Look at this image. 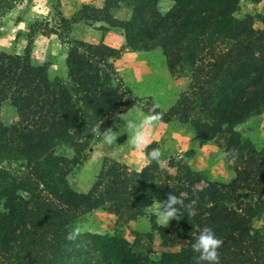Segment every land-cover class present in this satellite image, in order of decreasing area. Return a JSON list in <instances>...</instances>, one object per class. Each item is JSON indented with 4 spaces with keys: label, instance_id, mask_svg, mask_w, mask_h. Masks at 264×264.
Returning <instances> with one entry per match:
<instances>
[{
    "label": "trees",
    "instance_id": "trees-1",
    "mask_svg": "<svg viewBox=\"0 0 264 264\" xmlns=\"http://www.w3.org/2000/svg\"><path fill=\"white\" fill-rule=\"evenodd\" d=\"M22 1L0 0V18ZM160 1L105 0L104 7L86 4L71 17L58 11L33 27L25 54L0 52V112L10 102L18 115L11 125L0 119V264H196L191 243L204 227L223 241L220 264H264V148L237 128L264 112V14L238 16L242 0H171L165 11ZM124 7L131 16L120 19L115 12ZM257 18L262 28L255 26ZM82 21L120 28L132 50L161 48L172 70L189 79L187 87L168 110L142 103L116 68L120 49L70 37ZM39 32L69 45L67 79L50 77L48 64L32 63L31 43ZM137 107L162 115L161 122L190 124L198 139L215 142L234 178L210 181L205 171L181 161L174 162L175 174L152 160L136 171L115 159L112 153L132 135L124 125ZM97 128L111 129L117 138L114 146L106 144L90 190L80 192L67 177L101 141ZM62 146L74 157L59 152ZM168 193L192 204L193 215L181 209L178 217L188 242L181 251L158 254L139 231L134 241L120 233H76L78 219L94 210L128 222L162 204ZM30 230L46 241L34 260L23 249ZM156 230L166 245L168 229Z\"/></svg>",
    "mask_w": 264,
    "mask_h": 264
},
{
    "label": "rangeland",
    "instance_id": "rangeland-1",
    "mask_svg": "<svg viewBox=\"0 0 264 264\" xmlns=\"http://www.w3.org/2000/svg\"><path fill=\"white\" fill-rule=\"evenodd\" d=\"M172 3L171 0H161L159 2L160 9L163 11L168 10ZM24 9L28 11L23 19L18 21V17ZM261 9H264V5ZM58 11H61V0H32L31 2L29 0H23L20 2L13 10L0 18V52L25 54V50L31 42L33 27L40 25V23H47ZM246 13H255L254 15L260 14L252 6L250 0H242L238 16L242 17ZM115 15L120 19H126V16L129 18L131 13L127 7H124L120 11H116ZM86 24L89 30L87 36L89 39H93L91 33L96 30H102L106 27L104 25H107L102 22H86ZM255 26L258 28L263 27L262 22L258 18L255 21ZM73 29L70 34L71 38H74ZM75 34L79 33L75 32ZM63 47L68 51L69 45L63 44L57 35L36 33L31 43V61L35 65L48 64L49 67L53 65V71L61 75L63 71L60 68L61 63L58 59L60 50ZM115 48L121 50V55L115 60L116 68L119 70L124 84L142 103H155L160 108L168 110L177 100L181 90L187 87L189 79L172 70L161 48H156L151 51L126 50V46H115ZM64 65H66V62ZM66 75L63 76L65 79H67ZM0 119L6 125L14 124L17 121L18 115L10 102H6L2 106ZM173 121H176L175 123L177 125V127H174L176 134L179 128L182 127L183 130L180 133L183 134L184 138L191 134L195 135L194 129L190 124L184 126L177 119ZM237 128L245 137H249L258 148H264V112L249 118L247 122L239 125ZM128 140L124 141V143ZM102 144L104 145V151L97 154L96 147ZM153 150H159L161 153L156 162L159 163L161 168L168 170L172 174H175L177 171L176 167H173L176 161H181L196 170L192 167V160L196 156L194 147H189L173 154L170 148L167 149L163 144L154 142L148 146L147 152L149 151L151 153ZM58 151L66 154L68 157H74L73 149L68 146H62ZM105 152H108L107 145L101 141L93 142L91 147L85 151L83 159L67 177L74 189L78 191L90 190L101 169ZM212 159V168L210 170L201 169L208 174L209 180L231 181L235 173L228 164L221 148H218V152L212 155ZM150 162L151 160L149 159ZM129 168L135 170L134 168ZM230 173H232L231 177ZM204 185L205 182H202L198 184V187ZM160 207L161 204L156 202L148 208L144 216L128 222H118L117 216L108 210L100 208L78 219V233H120L130 241H134V233L135 231H139L146 234L144 240L150 242L154 251L158 254L162 252L175 253L181 251L187 247L188 242L180 234L182 226L178 218L171 219L168 225L165 226L170 233V240L166 245L163 244L159 232L156 230V227L161 225L157 219L158 209ZM45 248L46 241L39 234L33 230L25 234L23 249L27 259L34 260L38 258L44 252Z\"/></svg>",
    "mask_w": 264,
    "mask_h": 264
},
{
    "label": "crops",
    "instance_id": "crops-1",
    "mask_svg": "<svg viewBox=\"0 0 264 264\" xmlns=\"http://www.w3.org/2000/svg\"><path fill=\"white\" fill-rule=\"evenodd\" d=\"M249 1V0H248ZM252 6L255 7L256 11L261 14H264V9L262 10V6L264 5V1L260 3H253L250 1ZM86 4H92L96 7L102 8L105 6V0H61V11L66 17H71L75 12L81 9ZM255 14V13H251ZM126 18H128L126 16ZM125 19V18H124ZM86 22H79L73 25L74 38H78L81 40H85L91 43H105L112 47H120L126 46L125 36L123 31L120 28L108 27L107 29L96 30L91 33L93 39H89L88 34L89 30L86 27ZM79 33V34H75ZM115 40V41H113ZM130 48L126 47V50ZM68 51L65 47L61 48L60 55L58 61L61 63L62 74H57L53 71V65L49 67V75L54 78L56 76L63 77L66 75L67 65H64L66 62ZM68 78V73L66 75ZM176 121H171L169 123L159 121L153 129L149 130L151 132V139L149 140L148 146L152 143L157 142L159 144H163L165 148L172 151L173 154L178 153L189 147L195 148V158L192 160V167L196 170H210L212 168L211 163L213 161L212 155L215 152H218V146L213 141H202L196 137V135L191 134L184 138L183 134L180 133L183 128L180 127L178 133H175L174 127H177ZM186 126L187 124H182ZM129 140L122 144L116 151L112 153V156L120 162L127 164L129 167L134 168L137 171L143 169L149 163V158L147 155L148 146L143 151H134L129 149L128 147ZM104 145H99L96 147L97 154L102 153ZM106 154V152H105ZM217 174V173H216ZM232 173H230V177ZM80 192H87V190H83Z\"/></svg>",
    "mask_w": 264,
    "mask_h": 264
},
{
    "label": "clouds",
    "instance_id": "clouds-1",
    "mask_svg": "<svg viewBox=\"0 0 264 264\" xmlns=\"http://www.w3.org/2000/svg\"><path fill=\"white\" fill-rule=\"evenodd\" d=\"M163 119L162 115L155 112L149 114H143L139 107L131 117L125 121L126 127L131 129L132 135L129 139L128 147L134 151H143L151 139V132L154 126ZM100 133L101 142L110 146L115 145L116 133L111 129L104 132H100L99 128L94 129ZM161 153L159 150H153L149 154V159L156 161L159 159ZM194 203V202H193ZM181 209H185L188 215H193L192 204H185L183 200L174 194L168 193L167 199L162 200L161 207L158 209L157 219L158 222L167 226L169 221L173 218H178L181 215ZM79 229H76L78 233ZM75 233H69V239L74 238ZM223 241L218 238L210 227H204L201 229L198 238L191 243V249L198 254L196 264H220L219 251Z\"/></svg>",
    "mask_w": 264,
    "mask_h": 264
}]
</instances>
